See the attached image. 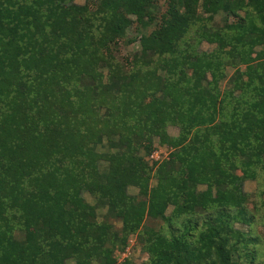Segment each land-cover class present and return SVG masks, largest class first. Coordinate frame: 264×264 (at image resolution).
I'll list each match as a JSON object with an SVG mask.
<instances>
[{"label":"trees","instance_id":"obj_1","mask_svg":"<svg viewBox=\"0 0 264 264\" xmlns=\"http://www.w3.org/2000/svg\"><path fill=\"white\" fill-rule=\"evenodd\" d=\"M158 1L0 0V264H117L134 234L145 264H259L233 223L252 224L242 187L264 180V0H167L160 17ZM133 25L140 49L118 60ZM195 26L211 53L179 50ZM226 65L246 70L222 91Z\"/></svg>","mask_w":264,"mask_h":264},{"label":"rangeland","instance_id":"obj_2","mask_svg":"<svg viewBox=\"0 0 264 264\" xmlns=\"http://www.w3.org/2000/svg\"><path fill=\"white\" fill-rule=\"evenodd\" d=\"M76 4L82 5L84 3V0H75ZM156 16L159 15V17L165 13L167 9V0H159L158 4H156ZM155 8V7H154ZM198 13H202L203 10L201 9V5H198L197 7ZM251 12L250 8H245L242 11L238 13V18H240L241 23L245 27L249 26V21L250 18H248L247 13ZM252 13V12H251ZM253 14V13H252ZM255 20L252 21L254 24L259 25L258 18L255 17ZM252 16V17H253ZM233 22V18L228 19V23ZM207 27L211 30V32H215L218 30H221V34L225 41H229L230 37L233 36L234 32H231L227 30L223 25H224V15L223 14H216L214 15V18L212 19V22L206 23ZM157 25H153L150 27L147 31V34H149ZM201 29V27H200ZM136 25H133L131 29L127 31V36L126 38L131 39L135 38V42L129 45H123L120 43L117 47L119 48L118 53L116 54V59L120 60L124 56H130L131 54H134L139 51L140 46L138 43V35L136 33ZM200 31H198V27H192L190 28L189 32L183 37V39L180 41L179 44V50H184L187 51L189 50V47L187 45H191L196 47L198 52H203V53H211L216 45L215 44H209L206 41L202 40L201 35L199 34ZM264 48L263 45H258L255 47V51L258 52ZM229 47L226 48L228 50ZM224 71L222 72V76H218V87L220 90L225 91V90H230L233 88V81H235L236 73L237 72H242L246 70V67L244 65L240 66H229L226 65L225 68L223 69ZM168 132L171 134V136H177L178 134V129L169 126ZM153 147L155 148L153 153H157V161L155 159H150L148 157H145V160L148 164V166L152 167L153 170L155 171V162H161L162 160L166 159L168 157V154L170 150H168L166 147L159 146V143L157 139L155 138L153 141ZM98 150L104 151L106 150L104 147L99 148ZM153 171V172H154ZM262 172H259L257 174V179L256 180H246L243 184L242 191L244 195H246L247 200L244 202L243 206L244 208L247 209V211L253 216V222L250 226L241 224L240 222H235L233 223V228L239 231H242L246 234H249L253 238H255L258 241V244L256 246V250L258 253V263L261 264V261L264 260V180L262 177ZM150 187H154L157 184V179L155 177H150ZM200 191L204 190L203 187L199 188ZM129 194L132 195H137L138 190L136 188L130 187L128 189ZM86 201L89 203H94L93 199L88 195H84ZM263 202V203H262ZM173 206L169 205L167 208V215H169L172 210ZM259 210L260 215L257 216L256 211ZM103 213L102 210H99ZM198 217L202 220L204 218V215L197 214ZM184 217V216H183ZM181 217L180 220H178L177 225H180L182 221L186 220V217L183 219ZM99 220H101V217L99 216ZM117 227H120V223H116ZM150 227L153 230H160L162 232H166L168 225H166L164 222L161 220H152L150 218H145L144 226H143V233L147 228ZM144 236V235H143ZM114 259L116 260L117 264H124L125 261H130L132 264H145L149 261V255L143 250L138 243V238L137 235H130L128 240H127V245L123 250H115L113 253Z\"/></svg>","mask_w":264,"mask_h":264},{"label":"built area","instance_id":"obj_3","mask_svg":"<svg viewBox=\"0 0 264 264\" xmlns=\"http://www.w3.org/2000/svg\"><path fill=\"white\" fill-rule=\"evenodd\" d=\"M149 158H150V159H155V160H157V153H156V152L152 153V154L149 156Z\"/></svg>","mask_w":264,"mask_h":264}]
</instances>
